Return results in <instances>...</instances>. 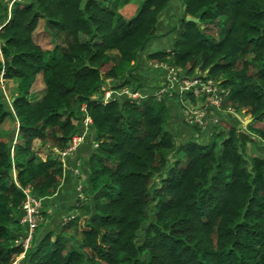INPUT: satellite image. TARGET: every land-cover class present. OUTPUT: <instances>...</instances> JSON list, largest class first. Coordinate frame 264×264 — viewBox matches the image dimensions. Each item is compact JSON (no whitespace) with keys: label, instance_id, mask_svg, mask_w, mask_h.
<instances>
[{"label":"trees","instance_id":"16d2710c","mask_svg":"<svg viewBox=\"0 0 264 264\" xmlns=\"http://www.w3.org/2000/svg\"><path fill=\"white\" fill-rule=\"evenodd\" d=\"M21 1L0 0V78L15 81L9 99L0 88V126L16 124L0 129L10 136L0 137V264L23 252V190L42 201L56 193L64 169L54 149L82 134L84 117L86 137L67 159L85 176L76 214L34 233L18 264H264V155L246 152L264 130L253 137L220 114L188 125L184 101L199 99L176 86L157 97L148 82L199 70L227 91L223 107L264 125V0H175L164 33L169 0H143L130 16L134 0ZM169 34L167 47L142 55ZM38 75L43 94L31 101ZM107 80L116 94L104 102Z\"/></svg>","mask_w":264,"mask_h":264},{"label":"built area","instance_id":"2783aa9c","mask_svg":"<svg viewBox=\"0 0 264 264\" xmlns=\"http://www.w3.org/2000/svg\"><path fill=\"white\" fill-rule=\"evenodd\" d=\"M167 86L164 87L161 92H159L157 97L164 94L168 89H171L173 86H176L178 89L179 94L182 93H190L193 94L195 97H202L201 104L196 103H188L186 106H184L182 110V114L184 116V120L188 125H204V116L209 115L213 122L217 121V118H213V114H220L219 113V107L221 98L223 99V95L227 91H224L220 89L217 86L216 82H213L210 80V78H205L204 73H200L199 70H196V73H194L191 77H186L185 75H181L178 73V71H174L173 69H167ZM179 74V75H178ZM2 89V87H1ZM125 94H127L126 91H124ZM116 93H112L110 95L108 92L106 94L103 93V98L107 101L111 98H113V95ZM130 98L133 100H140L142 98V95L135 92L133 94H130ZM197 98V97H196ZM103 100V99H102ZM221 115V114H220ZM86 120V121H85ZM208 121V120H207ZM91 123V120L88 117H84L82 120L83 124V132L81 135H74L71 139V142L69 143V146L64 151H58L54 149V153L59 157V159L62 162V166L64 169L68 168V158H73V154L76 152L78 147L83 143L84 138L86 137L85 134H87V126ZM75 166H71L72 173L75 177H79V161H76ZM77 190L81 189V186H77ZM23 193L25 195V200L22 203L21 206V217L19 219L20 225L25 227V236L21 237L18 240V243L21 244L23 248V253L25 250H27L30 246V242L34 236V232L36 231V228L39 224V221L41 220V199L36 198L35 196H32L29 189L23 190ZM80 198L82 196L80 195ZM66 218H63L62 223H66L69 221L72 216H65Z\"/></svg>","mask_w":264,"mask_h":264},{"label":"rangeland","instance_id":"374dc122","mask_svg":"<svg viewBox=\"0 0 264 264\" xmlns=\"http://www.w3.org/2000/svg\"><path fill=\"white\" fill-rule=\"evenodd\" d=\"M17 1H21V0H17ZM24 2H26V0H23ZM23 1H21V2H23ZM143 0H134L133 1V3H131V4H129V5H127V6H129V10H127L126 11V14L128 15V16H130V15H132L133 13H134V11H135V6H137V5H139L141 2H142ZM175 0H169V10L168 11H166V12H163L160 16H159V20H160V22H159V28H160V32H162V33H164L166 30H168L167 28L169 27V26H172L175 22H176V20H175V16H178L179 15V13H180V10H179V8H178V6H177V4L176 3H173ZM107 5H109V2H108V4ZM174 18V19H173ZM173 19V21H171ZM210 33L211 34H214L215 33V29L213 28L212 29V31L210 30ZM39 37H40V44H41V46L43 47V48H51V46H52V43L51 42H53V40L52 39H50L48 36H46L45 34H42V33H40L39 34ZM172 37H173V35L172 34H169V36H162L161 37V39L160 40H155V41H152L149 45H147L146 46V48L143 50V52H142V55L143 56H145V55H147L148 53H151V52H153V51H156V50H159V49H163V48H165V47H167L168 45H169V43H170V41H172ZM111 56H113L114 57V62H116L117 61V59H116V57H115V54L114 53H111ZM144 60H145V57H144ZM103 70H105V69H103ZM138 76L139 77H147L146 76V71H143V69H141V66L139 67V69H138ZM1 77V76H0ZM151 78V77H150ZM150 78H149V80H148V82H150V86H155V88H157L155 91H153L151 94H158L159 92H161V90H163L164 89V87H162V84H163V81H167L168 80V77H166L165 79H157L155 82H151V80H150ZM210 80H212L213 82H214V80L213 79H211L210 78ZM14 85H15V81H7L6 83L4 82V80H2L1 78H0V88L2 87V94H3V96L6 98V99H9L10 98V96H11V94H12V89H13V87H14ZM110 85H111V81H109V80H107L106 81V84H105V86L103 85V87L101 88V90H103V92H104V94H106L107 92L110 94V95H112V93H114V91H112V90H110L111 88H110ZM154 88V89H155ZM43 89H44V85H43V81H42V77H41V75H38L37 76V78H36V80H35V82H34V84H33V86H32V88H31V90H30V97H29V99L31 100V101H34V100H37V99H39L41 96H42V94H43ZM199 100H198V104H201V103H203L202 102V100H201V98L202 97H198V96H196ZM92 98H94V96H92ZM225 98H227V94L225 93L224 95H223V99L221 98V102H220V107H219V113L222 115V116H224V115H229V114H233V113H236L237 111H235L232 107H230V106H227V107H223V103H224V100H225ZM103 101L105 102L106 100L103 98ZM185 102V104H188L189 103V100H185L184 101ZM241 115H242V117H240L243 121L244 120H249V118H250V115H248V114H246L245 113V111L244 110H241ZM235 116H237V115H235ZM214 119H216V118H214ZM210 120L211 119H208V122H210ZM251 120V119H250ZM86 121V120H85ZM245 122V121H244ZM247 123V128L248 127H250V125H248L249 123H248V121L246 122ZM252 125V124H251ZM14 126H16V124H15V122H14ZM14 126H13V124L11 125L10 123H9V118H7L5 121H4V123L0 126V129H2L3 130V128H7V130H9L8 128L9 127H11V129H13L14 128ZM178 126V125H177ZM176 126V127H177ZM204 126V125H203ZM253 128V129H252ZM252 128H249L250 130L252 129V131H251V133L249 132V134L250 135H252L253 137H256V136H258V132H259V130H264V125L263 124H260L259 125V123H255L254 124V127H252ZM237 131H240V128H237L236 129ZM16 135V132L14 133V136ZM203 135V134H202ZM11 136H13V135H11ZM0 137H4L7 141H10L9 140V134H6V135H2V134H0ZM14 138V137H13ZM187 138V136H184V137H182V141H185V139ZM15 139V138H14ZM200 140L201 139H203V136H201L200 138H199ZM178 142H179V140H178ZM255 147L254 146H251V144H248L247 145V147H246V152H247V154H249L250 156H253V155H255V150L253 151V149H254ZM258 155V154H257ZM44 157H43V155L42 154H39L38 156H37V159L38 160H41V159H43ZM79 179H81V177L79 178ZM83 184H84V181H83ZM84 186V185H83ZM42 201V200H41ZM54 213H57V215H53V216H50L49 218H47L46 219V217L44 216V220L42 221V224H39V226L37 227V231H35L34 233L35 234H37V233H39L40 231H42L43 229H46L45 227H47L48 229H51V230H53V231H55V232H57L58 230H59V226L61 225L60 224V220H62L61 218H60V216L58 215V212H59V210L58 211H56V210H54L53 211ZM62 213V212H61ZM72 213V212H71ZM63 216V215H62ZM66 216V215H65ZM65 216H63L64 218H66ZM74 217V216H73ZM55 220H58L59 222H57L56 224H55ZM47 223H49V225H47L46 226V224ZM59 223V224H58ZM61 223H62V221H61ZM63 224V223H62ZM77 236V238H79V235H76ZM139 236H140V234H139ZM141 237V236H140ZM24 256V253L22 252L20 255H18L17 256V258L15 259V261H14V263L13 264H18V262H19V260H21L22 259V257Z\"/></svg>","mask_w":264,"mask_h":264},{"label":"crops","instance_id":"0c3cea01","mask_svg":"<svg viewBox=\"0 0 264 264\" xmlns=\"http://www.w3.org/2000/svg\"><path fill=\"white\" fill-rule=\"evenodd\" d=\"M129 10V6H126L124 9L123 13H126V11ZM154 77V76H152ZM161 79V78H160ZM237 115V116H235ZM224 120L225 122H227L228 124H232L234 125L236 128H241L243 130H246L248 132V130L246 129V125H247V121H248V125H250L249 128L254 127V124L252 123V120H242L240 117H242L241 115V111L233 113V114H229V115H224ZM180 120V119H178ZM177 120L173 121L170 123V126L173 127V129H178L180 133V131L182 133H185V131L183 130V128L181 126L176 127L177 124ZM173 123V124H172ZM252 124V125H251ZM260 125V124H259ZM253 129V128H252ZM252 129L249 131L251 133ZM176 132V131H175ZM256 138H259L258 136H256ZM255 148L253 149V151L255 150V152H258L261 155H264V140L259 139L258 140V144H255ZM86 150V146L82 148L81 152H84ZM256 155V154H255ZM71 166L68 165V168H66L63 172V178L62 181L59 185V188L57 189L56 193L50 197V198H46L45 200L41 201V207H42V211L43 213L47 214L48 216H46V218L49 216H53V215H57V213H54L53 211L56 210L58 212V215L60 216V218L62 219L63 216L65 215H72L75 216L76 211L75 210H69V208L73 207L77 202H76V195L74 192V188L77 186H81V189L83 188V181H85V176L83 174H81V179L78 183V181H76V179L73 177L74 175L71 174ZM62 212V213H61ZM72 212V213H71ZM63 215V216H62ZM68 215V216H69ZM44 217V216H42ZM41 217V218H42Z\"/></svg>","mask_w":264,"mask_h":264},{"label":"water","instance_id":"95a60500","mask_svg":"<svg viewBox=\"0 0 264 264\" xmlns=\"http://www.w3.org/2000/svg\"><path fill=\"white\" fill-rule=\"evenodd\" d=\"M185 20L188 21V22H193V23H198L199 22L198 19H194V18H191V17H186Z\"/></svg>","mask_w":264,"mask_h":264},{"label":"clouds","instance_id":"9594fccd","mask_svg":"<svg viewBox=\"0 0 264 264\" xmlns=\"http://www.w3.org/2000/svg\"><path fill=\"white\" fill-rule=\"evenodd\" d=\"M63 169H64V168H63ZM64 170H65V169H64ZM74 177H75V176H74ZM80 177H81V174L79 175L78 178L76 177L78 181H80V179H79ZM66 216H68V215H66ZM63 218H64V217H63ZM63 218H62V222H63Z\"/></svg>","mask_w":264,"mask_h":264}]
</instances>
